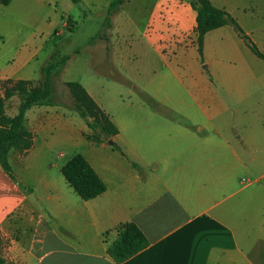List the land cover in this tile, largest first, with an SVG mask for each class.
<instances>
[{
    "label": "crops",
    "instance_id": "1",
    "mask_svg": "<svg viewBox=\"0 0 264 264\" xmlns=\"http://www.w3.org/2000/svg\"><path fill=\"white\" fill-rule=\"evenodd\" d=\"M24 1L0 0L1 96L9 80L39 85L42 63L34 62L58 25L54 18L46 33L16 32V17L6 10ZM89 1L104 21L112 0ZM210 1L255 43L264 37L256 7ZM196 26L189 0H127L109 32L96 35L104 45L103 68L113 71L126 48L146 65L138 64L137 76L152 64L142 84L147 102L134 111L111 113L99 90L82 85L118 128L111 140L120 150L98 143L70 105L26 111L30 136L7 157L14 177L0 162L5 264H264V229L255 236L249 207L264 189V60L229 25L206 34L201 56ZM19 105L16 96L6 101V114L14 117ZM78 154L106 187L88 201L62 173ZM125 223H134L148 246L117 263L107 248Z\"/></svg>",
    "mask_w": 264,
    "mask_h": 264
},
{
    "label": "trees",
    "instance_id": "2",
    "mask_svg": "<svg viewBox=\"0 0 264 264\" xmlns=\"http://www.w3.org/2000/svg\"><path fill=\"white\" fill-rule=\"evenodd\" d=\"M70 1L76 5L82 3V0ZM126 1L112 0L109 3L104 18L105 28L112 27L113 16L122 9ZM189 1L197 12V44L201 56L206 34L229 25L252 53L264 60V52L228 11L214 6L210 0ZM96 38L97 36L91 38L90 42L92 43ZM69 60L70 56L62 54L61 50L56 47L40 69L42 80L39 85L34 86L32 82L25 80H9L4 84V95H0V162L12 177L14 176L8 164V153L14 146L25 143V138L30 136L23 128L26 111L32 106H62L53 99V81L62 73ZM65 85L72 98V106L69 108L79 113L86 121L98 143H106L118 134V128L109 115L95 102L81 83L69 81ZM15 96L20 100L18 113L14 117H9L6 114V101ZM113 147L120 150L117 144ZM133 165L137 167V164L133 163ZM62 173L82 200L94 199L106 189L103 181L80 154L68 161L62 168ZM147 246L148 239L145 234L134 223H125L117 228V238L108 244L107 251L115 262L120 263L130 259ZM0 264H5L1 258Z\"/></svg>",
    "mask_w": 264,
    "mask_h": 264
},
{
    "label": "rangeland",
    "instance_id": "3",
    "mask_svg": "<svg viewBox=\"0 0 264 264\" xmlns=\"http://www.w3.org/2000/svg\"><path fill=\"white\" fill-rule=\"evenodd\" d=\"M242 2L251 4L254 9L256 7L264 18V0H242ZM90 4L89 0H82L80 5L73 4L70 0L61 2L48 0L45 3L40 0H25L23 3H16L12 9L6 11L16 17L15 31L30 35H38L42 31L46 33L47 24L50 20L57 18L58 25L51 32L47 47L34 62L35 65L40 63L44 65L56 47L62 54L70 56L62 73L53 81V92L57 103H61L62 106H72V98L65 84L67 81H76L84 87L89 86L99 90L104 106L111 113L117 114L121 110L134 111L147 102V93L142 84L152 76V64H147L150 66L148 70L150 72L144 76H137L141 58L135 59L130 49L126 48L123 60H113V71L103 68V41L96 39L93 48L90 47L89 40L109 30L104 26L102 18L104 12L93 13ZM256 43L264 52V37L258 38ZM132 50L134 51V48ZM143 65L140 67L146 66L144 62ZM97 70L111 77L104 76L106 74H100ZM127 80L134 81L138 88H134ZM253 196L252 205L249 203V207L252 206L253 210L250 225L257 236L259 231L264 229V189H259ZM240 238L243 239V235H240ZM260 247H263L262 244Z\"/></svg>",
    "mask_w": 264,
    "mask_h": 264
},
{
    "label": "water",
    "instance_id": "4",
    "mask_svg": "<svg viewBox=\"0 0 264 264\" xmlns=\"http://www.w3.org/2000/svg\"><path fill=\"white\" fill-rule=\"evenodd\" d=\"M107 144L110 145V146H113L115 143H114L113 140H108V141H107Z\"/></svg>",
    "mask_w": 264,
    "mask_h": 264
}]
</instances>
